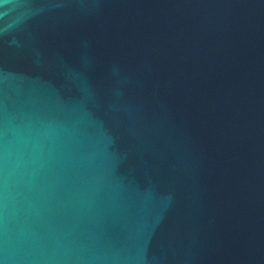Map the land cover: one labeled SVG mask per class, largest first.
I'll list each match as a JSON object with an SVG mask.
<instances>
[{
    "label": "water",
    "instance_id": "95a60500",
    "mask_svg": "<svg viewBox=\"0 0 264 264\" xmlns=\"http://www.w3.org/2000/svg\"><path fill=\"white\" fill-rule=\"evenodd\" d=\"M0 264H264V0H0Z\"/></svg>",
    "mask_w": 264,
    "mask_h": 264
}]
</instances>
